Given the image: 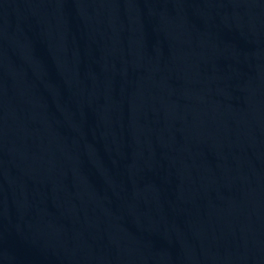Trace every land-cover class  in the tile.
<instances>
[{"label": "water", "instance_id": "95a60500", "mask_svg": "<svg viewBox=\"0 0 264 264\" xmlns=\"http://www.w3.org/2000/svg\"><path fill=\"white\" fill-rule=\"evenodd\" d=\"M0 264H264V0H0Z\"/></svg>", "mask_w": 264, "mask_h": 264}]
</instances>
